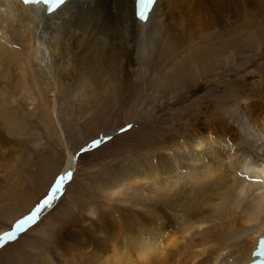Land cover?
Returning <instances> with one entry per match:
<instances>
[{"label": "bare ground", "instance_id": "bare-ground-1", "mask_svg": "<svg viewBox=\"0 0 264 264\" xmlns=\"http://www.w3.org/2000/svg\"><path fill=\"white\" fill-rule=\"evenodd\" d=\"M135 3L67 0L47 13L0 0V125L9 134L23 131L15 106L28 116L38 108L54 113L53 95L55 102L73 97L77 106L137 85L155 103L172 87L198 81L176 100L184 105L170 112L166 128L138 144L146 152L134 147L133 158L113 167L107 183L132 186L116 211L98 216L100 233L84 239L65 213L60 236L77 241L73 264L101 257L104 264H249L264 235V70L217 75L237 66L239 54L264 48V0H156L146 21L136 17ZM242 94L249 98L240 104ZM73 155L67 149L55 180L72 171Z\"/></svg>", "mask_w": 264, "mask_h": 264}, {"label": "rangeland", "instance_id": "rangeland-1", "mask_svg": "<svg viewBox=\"0 0 264 264\" xmlns=\"http://www.w3.org/2000/svg\"><path fill=\"white\" fill-rule=\"evenodd\" d=\"M171 5L175 6L172 1ZM171 5L169 10L175 8ZM243 55L249 56V60L240 61ZM237 60L238 67L231 63L229 70L221 72L222 75L218 73L217 76L220 79L227 76L230 80L243 74L245 67L255 72L264 70V48L258 50L256 47L254 51L251 49L239 54ZM241 62L243 64H240ZM34 66L37 67L36 64ZM246 77L250 79L249 76ZM192 86H198V81L195 84L193 81L189 85L180 84L177 87L178 91L173 90L172 87L166 97L157 98L155 103L148 96L149 88L137 91L138 86L132 85L125 89V92H120L107 101L97 97L89 104L83 103L86 101L84 100L77 106L72 101L73 97L66 100L58 98L55 102V95L54 98L50 96L49 107L58 103L54 113L38 108L36 114L28 116L24 115L16 105V110L24 119L23 131H12L13 133L9 134L0 125V236L4 234L3 232L13 231L16 222L30 215L49 195L56 176L65 167L67 149L75 156V166L71 171L73 173L71 179L65 184V188L61 189L60 194L58 193L49 209L45 213L41 210L37 219L26 225L13 240L0 241V264H73L71 259L77 251L75 249L77 241L74 237H61V233H65L63 232L65 227L58 222V218L70 213L69 222L66 224L70 229L77 230L76 233L84 239L88 236L92 237V232L98 235L99 231L94 232V229L100 228L101 222L98 216L105 217V213H109L111 209L116 211L117 205H122L118 204L122 199L121 192H126L125 190L132 186L129 184L119 186L117 179H112L114 181L110 184L107 183L113 167L122 160L133 158L134 147L139 150L138 154L144 153V148L148 147L141 148L138 144L155 135L157 130L154 129L157 127H160V130L163 126L166 128V118L169 117L170 112L177 106L180 108L184 105L182 101L178 105L176 100L180 99L189 88L194 89ZM212 87L215 85L207 89ZM207 89L203 88L199 94ZM196 97L197 95H193L186 103H191ZM244 97L249 98V95H240L238 97L240 104ZM129 124L132 125L130 129L127 128ZM121 129L125 130L121 131ZM107 133L109 136L101 140L100 138ZM93 141L100 143L92 147ZM116 176H119V173H116ZM111 190L116 194L110 196ZM128 199L134 201L130 195ZM123 205L128 206L129 203ZM54 208L55 213L47 219L48 213ZM200 230L203 231L204 228ZM66 235L68 236L67 233ZM89 250L93 251V246ZM96 254L105 256V253ZM63 260L67 261L63 263ZM105 260L101 257V262L98 264H104L107 262Z\"/></svg>", "mask_w": 264, "mask_h": 264}, {"label": "snow or ice", "instance_id": "snow-or-ice-1", "mask_svg": "<svg viewBox=\"0 0 264 264\" xmlns=\"http://www.w3.org/2000/svg\"><path fill=\"white\" fill-rule=\"evenodd\" d=\"M25 3L31 4L39 2V0H24ZM45 3L47 10L52 12L57 9H59L63 4H65V0H43ZM155 0H138V6L140 10V18L142 20H147L148 13L150 10L154 8ZM132 127L131 124L127 125V128L130 129ZM125 129H121V131H124ZM100 143V141H93L92 147L97 146ZM81 151H85V149H81ZM73 173L71 171L66 172L65 174H62L56 179L55 185L51 189V193L47 195V197L43 200L42 203H40L34 211L31 212L30 215H27L21 219H19L15 224V229L13 231L5 232L2 236H0V241H11L14 238L17 237V234L20 233L25 229L26 225H29L30 223L34 222L37 219L38 214L41 212V210L48 206L50 207L52 204V201L56 199V194L61 191V188L63 186L64 181L70 180ZM261 247L262 250H264V241H261Z\"/></svg>", "mask_w": 264, "mask_h": 264}]
</instances>
